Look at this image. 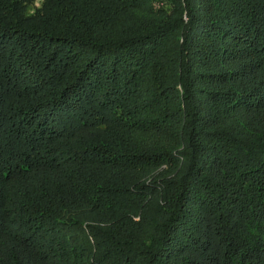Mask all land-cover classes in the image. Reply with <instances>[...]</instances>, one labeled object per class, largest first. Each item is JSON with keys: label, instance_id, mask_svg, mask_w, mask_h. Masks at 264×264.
Returning a JSON list of instances; mask_svg holds the SVG:
<instances>
[{"label": "trees", "instance_id": "trees-1", "mask_svg": "<svg viewBox=\"0 0 264 264\" xmlns=\"http://www.w3.org/2000/svg\"><path fill=\"white\" fill-rule=\"evenodd\" d=\"M0 264H264V0H0Z\"/></svg>", "mask_w": 264, "mask_h": 264}]
</instances>
